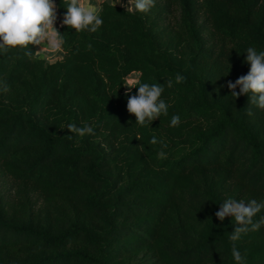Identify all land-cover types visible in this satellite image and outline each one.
Segmentation results:
<instances>
[{"label":"trees","instance_id":"1","mask_svg":"<svg viewBox=\"0 0 264 264\" xmlns=\"http://www.w3.org/2000/svg\"><path fill=\"white\" fill-rule=\"evenodd\" d=\"M54 2L63 16L67 0ZM98 15L96 32L57 26L55 61L0 50V264H235L234 222L215 213L264 202V110L226 85L249 71L247 48L264 51V0H155L147 13L103 0ZM130 80L165 85L168 114L135 124ZM235 247L264 264V225Z\"/></svg>","mask_w":264,"mask_h":264},{"label":"clouds","instance_id":"2","mask_svg":"<svg viewBox=\"0 0 264 264\" xmlns=\"http://www.w3.org/2000/svg\"><path fill=\"white\" fill-rule=\"evenodd\" d=\"M63 2V0H62ZM126 11L147 13L155 6V0H128L127 4H121ZM65 12L62 19L58 16V6L54 0H0V50L7 52L10 49H27L30 45L39 47L47 45L52 51L60 50L64 43V34L57 28L66 27L75 32H96L103 24L102 18L91 8L83 5V0H67L64 6ZM91 48V45H89ZM249 71L240 76L233 83L229 81L226 85L232 97L238 99L240 96L249 97L248 104L264 110V51H257L254 47L246 49V60ZM185 77L177 74L175 82H184ZM133 88L138 91L135 95H129L127 99V112L135 116V124L148 126L161 115L168 114V104L161 99L165 85L148 84L135 81ZM167 87H172V81H167ZM239 89V92L236 89ZM128 95V93H126ZM249 116L253 115L249 108ZM180 124L179 115H173L170 120L171 127ZM67 131L77 136L93 134V128L87 124L77 127L68 124ZM72 139V135L68 136ZM159 141L152 137L151 144ZM159 157L164 158L165 153L160 151ZM264 210V202L255 199L245 202L229 198L220 204L215 217L223 222L226 217H231L234 222V231L230 233L229 239L233 242L231 255L235 264H245L240 251L235 247V242L242 234L250 231H258L264 225V216L259 221L254 220L258 213Z\"/></svg>","mask_w":264,"mask_h":264},{"label":"crops","instance_id":"3","mask_svg":"<svg viewBox=\"0 0 264 264\" xmlns=\"http://www.w3.org/2000/svg\"><path fill=\"white\" fill-rule=\"evenodd\" d=\"M100 1L103 0H83V5L86 8H91V10L95 11L98 14V4ZM111 1L114 5L120 6L117 4H120V2L125 3L127 0H111ZM58 16L62 19V16H60L59 14ZM56 26H60V20H58ZM39 53H40V58L46 59L47 61H50V58L59 59L61 57V50L52 51L47 47V45H41L39 48Z\"/></svg>","mask_w":264,"mask_h":264},{"label":"rangeland","instance_id":"4","mask_svg":"<svg viewBox=\"0 0 264 264\" xmlns=\"http://www.w3.org/2000/svg\"><path fill=\"white\" fill-rule=\"evenodd\" d=\"M127 2H128V0L125 2V3H123V2H120V4H117V5H120V7H122L121 6V4H127ZM50 58V57H49ZM55 60H57L56 58H50V61H55ZM134 80H130L128 83H129V86H131V85H133L134 84Z\"/></svg>","mask_w":264,"mask_h":264}]
</instances>
